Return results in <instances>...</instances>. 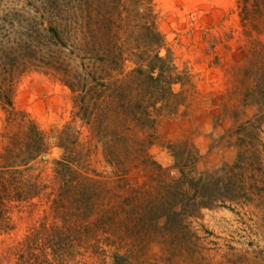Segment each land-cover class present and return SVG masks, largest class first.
<instances>
[{
  "label": "rangeland",
  "instance_id": "obj_1",
  "mask_svg": "<svg viewBox=\"0 0 264 264\" xmlns=\"http://www.w3.org/2000/svg\"><path fill=\"white\" fill-rule=\"evenodd\" d=\"M131 3L0 0V83L16 118L32 121L47 147L26 173L36 194L8 202L0 219V264H264V0H149L140 17ZM123 6L127 20L116 14ZM48 24L59 29L58 45L45 35ZM143 24L161 36L158 53L167 52L179 79L146 131V153L163 173L139 160L126 170L108 165L73 117L61 75L44 67L46 57L87 67L85 49L106 30L123 49L143 47ZM131 67L125 60L122 73ZM4 116L0 107V151L16 128ZM63 127L67 152L98 173L79 181L80 198L74 187L61 190L53 171ZM179 171L230 173L234 184L200 206L176 183Z\"/></svg>",
  "mask_w": 264,
  "mask_h": 264
},
{
  "label": "trees",
  "instance_id": "obj_2",
  "mask_svg": "<svg viewBox=\"0 0 264 264\" xmlns=\"http://www.w3.org/2000/svg\"><path fill=\"white\" fill-rule=\"evenodd\" d=\"M132 1L131 10L134 16L149 14V0ZM123 7V11H117L116 14L126 16L124 19L127 20L128 13L125 11L130 9ZM44 32L53 39L55 45L61 42L56 25L48 24ZM138 34L145 45L126 50L118 45L120 35L113 29L110 33L106 30L101 34L103 38L94 42L93 48L85 47V52L89 55L87 67H83L82 63L75 67L62 68L59 67L60 63L55 61V57H46L44 67L51 66L53 71L61 75L63 84L71 94L73 117L87 128L90 136L98 140L102 157L108 165L116 170H126L127 163L139 160L138 162L144 165L153 164L163 173L160 165L146 153L148 145L151 144L150 139H147L150 133L146 131L151 132L154 123L152 116L174 96L171 85L179 82V79L172 72L173 67L167 58V52L163 56L159 55L162 39L152 26L143 24ZM136 38L134 37L135 40ZM125 60H128L132 67L122 73ZM100 70L107 74L110 72L112 76L104 77ZM0 107L5 114V124L13 122L16 127L0 151L1 219L8 202L26 200L36 194L35 184L29 180L26 173L30 169L31 161L41 156L47 147L43 133L32 121L24 122L23 117L16 118L7 84L4 83H0ZM65 128L59 131L56 138V145L61 148L62 154L53 161V171L60 180L61 190L74 187V198H80L85 189L78 184L79 181L83 179L94 182L92 178L98 176V173L82 168L74 161L70 152H67L68 142H64L63 136ZM71 140V143L75 142L74 138ZM240 156L238 153L236 159ZM179 172L176 183L180 186L182 182L187 186L190 194L186 197L193 201V204L200 206L208 205L206 200H211L212 193L216 190L224 191L234 184V177L230 173L224 172L225 178L209 172L199 174L195 178H186L182 171ZM161 214L167 215L164 211ZM50 248V254L53 255L55 250Z\"/></svg>",
  "mask_w": 264,
  "mask_h": 264
}]
</instances>
